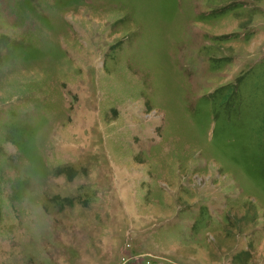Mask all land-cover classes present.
I'll list each match as a JSON object with an SVG mask.
<instances>
[{
  "label": "rangeland",
  "instance_id": "374dc122",
  "mask_svg": "<svg viewBox=\"0 0 264 264\" xmlns=\"http://www.w3.org/2000/svg\"><path fill=\"white\" fill-rule=\"evenodd\" d=\"M0 264H264V0H0Z\"/></svg>",
  "mask_w": 264,
  "mask_h": 264
}]
</instances>
